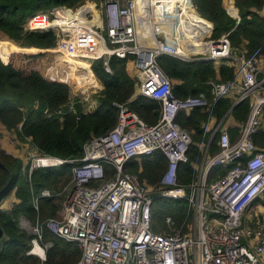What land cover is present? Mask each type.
Listing matches in <instances>:
<instances>
[{
  "label": "built area",
  "instance_id": "built-area-1",
  "mask_svg": "<svg viewBox=\"0 0 264 264\" xmlns=\"http://www.w3.org/2000/svg\"><path fill=\"white\" fill-rule=\"evenodd\" d=\"M187 3L102 0L100 6L96 5L100 9L93 5L100 21L91 26L82 21L93 15L90 3L85 2L71 15L63 10L54 19L48 18V26L33 27L59 28L64 38L59 47L66 59L87 62L78 57L91 61L104 56L108 72H112L110 56L135 55L140 94L162 104L158 122L149 124L128 103L114 102L117 124L89 139L81 158L31 156L30 174L38 167L73 165L74 188L64 203L62 220L53 217L46 225L56 236L77 244L82 255L75 264H264V217L255 215L254 210L264 194V148L258 147L254 138L264 116V71L260 67L263 50L235 51L229 45V33H224L208 56L195 57L183 47L184 39L179 38L174 26L175 21H184ZM79 11L80 15L76 14ZM185 29L188 38L200 44L207 42L195 39L189 27ZM101 32L107 34L106 38ZM102 45L105 50L96 55ZM160 54L192 61L228 60L236 73L231 80L210 83L212 99L206 92L181 98L174 94L172 79L158 62ZM231 96H235L234 104L246 99L250 104L235 140L221 122L210 130L218 101ZM196 108L208 113L203 136H217L219 148L209 154L206 145L203 155L193 162L195 179L187 184L179 180V169L190 161L193 137L177 117L181 110ZM228 118L235 121L232 116ZM156 152L163 153L169 164L155 189L142 182L139 175L125 171V165ZM230 165L225 173H213L215 168ZM96 180L103 183L91 186ZM54 195L44 189L34 197V207L38 210L41 198ZM154 195L187 200L193 210L192 226L187 231L175 228L174 219L167 216L171 233L154 232ZM21 225L32 235L28 253L46 261L52 243L44 242L45 223L39 217L36 221L22 217Z\"/></svg>",
  "mask_w": 264,
  "mask_h": 264
},
{
  "label": "trees",
  "instance_id": "trees-1",
  "mask_svg": "<svg viewBox=\"0 0 264 264\" xmlns=\"http://www.w3.org/2000/svg\"><path fill=\"white\" fill-rule=\"evenodd\" d=\"M86 1L0 0V127L14 130L20 141L30 140L42 154L83 157L84 145L89 139L107 133L117 124L118 108L114 102L128 103L149 124L157 123L161 115L162 104L140 94L135 55L110 56L112 72L106 71L104 56L90 62L60 60L55 55L63 56V49L59 47L64 39L62 33L53 29L33 30L26 25L27 18L34 15L31 26H48L47 15L39 12L63 6L73 8ZM91 6L97 17V10ZM231 12L238 13L239 17L237 26L227 35L230 47L248 53L261 47L264 55V0H234ZM76 14L80 15V11ZM183 19L182 23L174 22L180 39L189 36L185 29L187 23L195 39L210 41L220 39L224 27L231 25L235 17L224 7L223 0H188ZM186 39L193 46L201 45L192 38ZM103 49L104 45L95 54ZM158 62L172 79L174 94L181 98L206 92L212 99L210 83L231 80L236 73V67L228 60L219 69L215 60H184L169 54H160ZM234 102L235 96L222 98L215 108L218 120L229 111L228 117L237 122L231 129L233 139L250 108L247 99L233 107ZM207 117L208 113L198 108L189 112L181 110L178 114V122L193 137L190 161L179 169L182 183L195 179L193 162L203 155L202 148L208 143V136H203ZM218 148L214 138L209 151L213 153ZM168 164L165 155L156 152L143 156L140 162L130 160L125 171L139 175L142 182L156 189ZM72 167L69 163L38 167L30 174V165L3 148L0 131V205L12 193L17 198L9 209L0 207V264H75L79 261L82 252L76 243L60 239L49 227L44 231V242L52 243L47 260L42 262L38 256L29 254L32 235L21 225L22 217L31 221L39 217L45 222L58 215L61 184ZM44 189H50L55 195L41 198L37 210L34 197Z\"/></svg>",
  "mask_w": 264,
  "mask_h": 264
},
{
  "label": "crops",
  "instance_id": "crops-1",
  "mask_svg": "<svg viewBox=\"0 0 264 264\" xmlns=\"http://www.w3.org/2000/svg\"><path fill=\"white\" fill-rule=\"evenodd\" d=\"M93 1L88 0L86 2H89L90 4L93 3L94 6H96V5L100 6L102 3V0H98L100 2H96V0H93ZM232 4H234V0H223V5L227 9V11L233 17L238 18L239 17L238 13H236L234 15L231 12ZM77 8H78V6L73 7L72 9L70 8L71 10H69L68 7L63 6V7H58L55 9H50V10H47L44 12H47L48 14H50V16L54 17V14L65 10L67 12L66 13L67 15H71L74 11H76ZM97 8H99V7H97ZM233 9H234V7H233ZM88 20H90V19H88ZM91 21H94V23L89 24V25H91V26L96 25L100 21L99 15H97V17H96L93 14V18L91 19ZM84 23L88 24L87 21H84ZM186 28H188V27L186 26ZM186 38H188V37H186ZM186 38L182 42V45L186 50H188L190 53H192L195 57H206V56H208L210 54L211 47L215 46L219 41V40L207 41V42L201 43L200 46L196 47V46L189 44L188 39H186ZM215 61H216V68L219 69L221 63H223L224 61H227V60H215ZM228 63H229V61H228ZM260 67H261L262 71H264V55H263L262 61L260 63ZM211 92L213 93V88L211 89ZM228 112H227V114H228ZM227 114L221 120H218L215 117V120L210 125V130L212 131L213 129H215L217 122H221V127H224V129H227L230 133L231 139L235 140V139H237L239 133H237V135L233 139L231 129H233L235 126H237V122L236 121L233 122L232 119L227 118ZM0 131L3 134V148L5 150H7L10 154L14 155L15 157L22 159L24 161L25 165H30L31 156L34 153L33 151L37 150L36 147L31 143V141L30 140L20 141L17 138L16 132H15L14 138L16 139V142H14V140L10 137L12 130H9L6 127L2 126V127H0ZM214 138L217 139V136L208 137V143L207 144H209V147H210L212 141L214 140ZM254 138H255L257 146L264 148V116H263L262 125H261L260 129L258 130V132L255 134ZM206 148H207L206 146H203L202 151L204 152L206 150ZM209 150L210 149L208 148V153L210 154L211 151H209ZM215 152H217V150ZM215 152H213V153L211 152V154H214ZM224 168H225V166L215 168L213 170V173H215V174L222 173L221 171H224ZM16 201H17L16 195H15V193H12L7 199H5L1 203L0 207L2 209H9L12 206V204L15 203ZM254 210H255V215H259V217L261 215H263V217H264V204L260 205L259 208H255V204H254Z\"/></svg>",
  "mask_w": 264,
  "mask_h": 264
},
{
  "label": "rangeland",
  "instance_id": "rangeland-1",
  "mask_svg": "<svg viewBox=\"0 0 264 264\" xmlns=\"http://www.w3.org/2000/svg\"><path fill=\"white\" fill-rule=\"evenodd\" d=\"M96 2H100V1L96 0ZM91 4H93V3H91ZM91 4L89 5V7H92ZM44 13H46L47 18H49V19L55 18V17L50 16V14H48L47 12H44ZM36 14H38V13H36ZM33 16L34 15L29 16L27 18V21H26V25L30 29H33V26H31V24H30L31 18ZM92 18H93V15L90 16V19H92ZM87 23L91 24V23H94V21L88 20ZM39 30H44V29L40 28ZM53 30L59 32V28H57V27L54 28ZM102 35L104 37L107 36V34L105 32L102 33ZM70 37L71 36H69V38ZM69 38L67 37V39H69ZM55 57L60 59V60H63V58H65L64 55L60 56L57 53H56ZM78 58L86 60L87 62H90V59H91V58H84V57H78ZM14 134H15V131L12 130L10 137L14 140V142H16V139L14 138ZM33 152L34 153L32 155L35 154L36 156L42 154L41 152L38 151V149L33 151ZM56 167H58V166H56ZM72 172H73V167H72V169H70L69 172L65 173L64 177L66 178V181L61 184V188H60L59 192H61L60 196L62 197V200H57V202L61 205L59 208V211H58V215L56 216L57 220H62L64 203L67 199V196L70 194V192L74 188V181H73V178H71ZM64 177H63V179H64ZM213 180H216V178H214ZM102 183H103V180H96L94 183L91 184V186H99ZM262 204H264V194L262 195L260 200L258 199L257 202L255 203V208H259L260 205H262ZM167 216H171L174 219L175 224L173 225V227H175V228L182 227L185 231H187L193 224V210L191 209V206L187 200H185V199H169V198H161V197L155 196V200L153 203V211H152V215H151V228L154 232H157L160 234L171 233V227L166 222ZM44 223H45V227H48L46 225L47 222L45 221ZM60 239H62V238H60ZM64 241H66V240H64ZM66 242H69V241H66ZM70 243H73V242H70Z\"/></svg>",
  "mask_w": 264,
  "mask_h": 264
},
{
  "label": "water",
  "instance_id": "water-1",
  "mask_svg": "<svg viewBox=\"0 0 264 264\" xmlns=\"http://www.w3.org/2000/svg\"><path fill=\"white\" fill-rule=\"evenodd\" d=\"M238 24V18H235V20L232 22L231 25H228L226 27H224L223 31L224 33H229L231 32ZM236 104L233 105V107L235 106Z\"/></svg>",
  "mask_w": 264,
  "mask_h": 264
},
{
  "label": "bare ground",
  "instance_id": "bare-ground-1",
  "mask_svg": "<svg viewBox=\"0 0 264 264\" xmlns=\"http://www.w3.org/2000/svg\"><path fill=\"white\" fill-rule=\"evenodd\" d=\"M182 22V21H181ZM185 23V22H184ZM186 24V26H187V23H185ZM103 50H105V47H104V49Z\"/></svg>",
  "mask_w": 264,
  "mask_h": 264
},
{
  "label": "clouds",
  "instance_id": "clouds-1",
  "mask_svg": "<svg viewBox=\"0 0 264 264\" xmlns=\"http://www.w3.org/2000/svg\"><path fill=\"white\" fill-rule=\"evenodd\" d=\"M23 227V226H22Z\"/></svg>",
  "mask_w": 264,
  "mask_h": 264
}]
</instances>
